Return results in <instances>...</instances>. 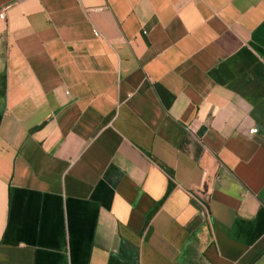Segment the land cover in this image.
<instances>
[{
    "label": "crops",
    "instance_id": "0c3cea01",
    "mask_svg": "<svg viewBox=\"0 0 264 264\" xmlns=\"http://www.w3.org/2000/svg\"><path fill=\"white\" fill-rule=\"evenodd\" d=\"M1 8L0 264H264V0Z\"/></svg>",
    "mask_w": 264,
    "mask_h": 264
},
{
    "label": "built area",
    "instance_id": "2783aa9c",
    "mask_svg": "<svg viewBox=\"0 0 264 264\" xmlns=\"http://www.w3.org/2000/svg\"><path fill=\"white\" fill-rule=\"evenodd\" d=\"M0 18H3V8L0 9ZM92 33L94 35H97V31L95 29H92ZM189 130H192V129L189 128Z\"/></svg>",
    "mask_w": 264,
    "mask_h": 264
},
{
    "label": "trees",
    "instance_id": "16d2710c",
    "mask_svg": "<svg viewBox=\"0 0 264 264\" xmlns=\"http://www.w3.org/2000/svg\"><path fill=\"white\" fill-rule=\"evenodd\" d=\"M168 191H169V185H168V187H167V189H166V192H165V194H164V197L166 196V194L168 193Z\"/></svg>",
    "mask_w": 264,
    "mask_h": 264
}]
</instances>
